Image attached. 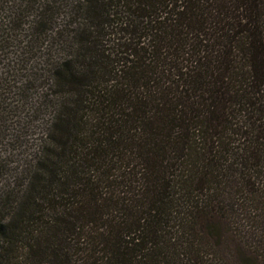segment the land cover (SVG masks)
Masks as SVG:
<instances>
[{"label": "trees", "instance_id": "16d2710c", "mask_svg": "<svg viewBox=\"0 0 264 264\" xmlns=\"http://www.w3.org/2000/svg\"><path fill=\"white\" fill-rule=\"evenodd\" d=\"M10 44L48 118L0 264H264V0H0Z\"/></svg>", "mask_w": 264, "mask_h": 264}, {"label": "rangeland", "instance_id": "374dc122", "mask_svg": "<svg viewBox=\"0 0 264 264\" xmlns=\"http://www.w3.org/2000/svg\"><path fill=\"white\" fill-rule=\"evenodd\" d=\"M14 45H5L0 54V187L19 180L18 172L36 153L48 118L29 110L36 92L22 85L29 70L25 57L18 61Z\"/></svg>", "mask_w": 264, "mask_h": 264}]
</instances>
